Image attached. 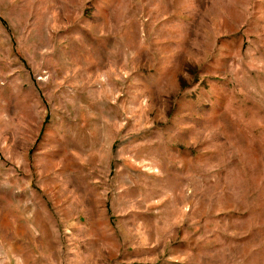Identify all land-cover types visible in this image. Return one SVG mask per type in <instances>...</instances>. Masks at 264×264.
I'll list each match as a JSON object with an SVG mask.
<instances>
[{
	"label": "rangeland",
	"instance_id": "1",
	"mask_svg": "<svg viewBox=\"0 0 264 264\" xmlns=\"http://www.w3.org/2000/svg\"><path fill=\"white\" fill-rule=\"evenodd\" d=\"M0 264H264V0H0Z\"/></svg>",
	"mask_w": 264,
	"mask_h": 264
}]
</instances>
